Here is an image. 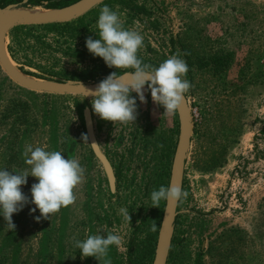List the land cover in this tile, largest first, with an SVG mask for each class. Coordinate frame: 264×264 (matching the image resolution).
Here are the masks:
<instances>
[{
  "label": "rangeland",
  "instance_id": "obj_1",
  "mask_svg": "<svg viewBox=\"0 0 264 264\" xmlns=\"http://www.w3.org/2000/svg\"><path fill=\"white\" fill-rule=\"evenodd\" d=\"M105 5L118 12L125 29L143 36V63L160 64L179 53L189 69L185 78L192 87L185 95L193 134L182 186L188 196L178 204L166 264H264V0H105L88 18L97 22ZM41 25H18L8 33L7 51L19 70L73 80L90 66L79 54L80 38L65 42L57 30ZM144 94L146 103L131 93L137 100L134 123L113 124L93 112L91 97L28 90L0 66V169L27 170V144L60 151L85 168L75 202L49 219L37 221L40 212L32 213L30 202L13 214L14 230L0 216V264H104L82 258L75 241L108 232L122 237L105 258L111 264H127L128 253L152 263L165 201L152 207L150 193L168 186L179 125L177 113L163 115L147 86ZM84 102L113 168L114 191L82 139ZM36 182L29 176L21 186L29 201ZM121 208L129 210L130 223Z\"/></svg>",
  "mask_w": 264,
  "mask_h": 264
},
{
  "label": "clouds",
  "instance_id": "obj_2",
  "mask_svg": "<svg viewBox=\"0 0 264 264\" xmlns=\"http://www.w3.org/2000/svg\"><path fill=\"white\" fill-rule=\"evenodd\" d=\"M98 39L86 38V48L94 57H100L109 68L130 69L123 74L111 73L98 83L94 89H87V97H91L93 112L102 120L113 124L134 123L137 119V100L131 96L135 92L141 103H146L145 86L151 92L154 104L164 108L163 115H174L185 103L186 93L192 87L185 78L188 72L186 61L180 54L170 56L159 66L143 63L138 58V50L143 46V36L139 31L125 29L118 12L107 5L100 10L96 22ZM79 82V81H78ZM80 85H82L79 82ZM83 86V85H82ZM84 87V86H83ZM88 143V137L82 136ZM96 147V143H91ZM25 163L29 168L23 172H12L0 169V216L6 221L8 230H14L12 221L14 213H18L29 202L37 209L41 218L49 219L62 207L72 205L76 200L74 189L83 183L85 168L76 158H65L60 151H48L43 147L25 145L23 152ZM32 176L38 182L30 189L31 201L22 192L21 186ZM188 193L179 184L170 183L152 190L150 199L152 207H159L160 202L179 204L185 200ZM119 214L130 223L127 208H121ZM157 225L151 226L156 231ZM122 237L108 232L105 235H88L83 240H76L75 247L80 250L81 257H95L99 262L111 264L105 259L110 246L119 248Z\"/></svg>",
  "mask_w": 264,
  "mask_h": 264
},
{
  "label": "water",
  "instance_id": "obj_3",
  "mask_svg": "<svg viewBox=\"0 0 264 264\" xmlns=\"http://www.w3.org/2000/svg\"><path fill=\"white\" fill-rule=\"evenodd\" d=\"M10 3L0 8V66L5 74L17 85L28 90L52 94H72L85 98L87 97V89H94L99 82L83 81V80H58V79H41L25 74L19 70L11 60L6 46V40L9 31L18 25L29 24H49V23H65L75 20L88 11L93 9L105 0H77L69 5L58 8H45L51 10L49 13L31 14L23 11H16L24 8L25 2ZM130 71V70H127ZM126 72V71H124ZM124 72L120 73L123 74ZM84 86L80 85L79 82ZM178 117V138L174 156L171 163L169 181L173 184L183 186V177L185 163L187 160L191 137L193 134V114L188 103L187 97L185 103L176 112ZM82 121L88 141L93 154L100 161L111 191L115 189V175L111 163L106 154L101 150V147L96 139L94 132V121L91 107L84 102L81 107ZM91 143H96L93 147ZM178 214V204L172 202L164 203V208L161 216L160 225L157 232L156 244L151 264H166L170 246L174 234L175 219Z\"/></svg>",
  "mask_w": 264,
  "mask_h": 264
},
{
  "label": "trees",
  "instance_id": "obj_4",
  "mask_svg": "<svg viewBox=\"0 0 264 264\" xmlns=\"http://www.w3.org/2000/svg\"><path fill=\"white\" fill-rule=\"evenodd\" d=\"M23 0H0V8L4 7L5 5H8L10 3H21ZM77 0H48L46 4L40 3L39 0H27L24 5H31V6H43L45 8H58L63 7L66 5H69L73 2H76ZM132 10L136 11V7H132ZM94 8L88 11L83 16L68 21L65 23H49L41 25L43 27H49L50 29L57 30L61 35L65 36L67 39L64 41L67 42L70 40H76L77 38H80L81 42L84 44V48H81L82 51H79V54L83 55L85 54L88 57V61L90 66L82 70L80 73H76L75 79L77 80H83V81H97V80H103L108 75H110L113 72L117 71V74H120L124 71L130 70V69H115V68H109L102 58L100 57H94L86 48V38L92 37L93 39H98V32L95 30V27L93 25L95 21V17L88 18V15H90L93 12ZM140 10H143L140 8ZM140 10H137L139 12ZM88 18L87 20H85ZM18 27H24L23 25ZM17 27V28H18ZM30 27H34V25H31ZM72 46L67 45L66 50L70 51ZM8 50L12 57H14V50L12 46H8ZM153 66H159V64L156 63H150ZM26 74H30L28 72H24ZM35 76V75H34ZM127 264H141L140 258L134 256L132 253H128L127 256Z\"/></svg>",
  "mask_w": 264,
  "mask_h": 264
},
{
  "label": "bare ground",
  "instance_id": "obj_5",
  "mask_svg": "<svg viewBox=\"0 0 264 264\" xmlns=\"http://www.w3.org/2000/svg\"><path fill=\"white\" fill-rule=\"evenodd\" d=\"M16 11H23L25 13H31V14H39V13H49L51 12V10H47L45 8L39 7V5L37 6H33V7H24L21 8L19 10Z\"/></svg>",
  "mask_w": 264,
  "mask_h": 264
}]
</instances>
